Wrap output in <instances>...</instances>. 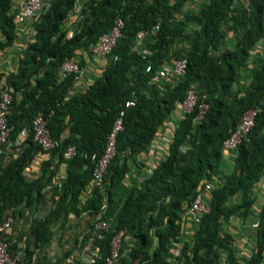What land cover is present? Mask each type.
I'll return each instance as SVG.
<instances>
[{
  "label": "trees",
  "instance_id": "obj_1",
  "mask_svg": "<svg viewBox=\"0 0 264 264\" xmlns=\"http://www.w3.org/2000/svg\"><path fill=\"white\" fill-rule=\"evenodd\" d=\"M13 1L0 0V49L14 44L20 28ZM187 1L86 0L72 35L65 23L77 0H50L32 19L34 39L22 50L16 70L0 73V88L10 89L13 96L7 112L13 128L6 145L13 146L20 133L28 131L9 158H0V222L10 214L35 210L64 163L65 175L53 188L52 206L31 225L37 247L49 243L58 220L87 213L91 222L81 238H75L76 249L83 248L96 219L108 223L95 240L98 256L92 264H222V252L225 264L264 262V203L255 247L243 263L236 253V238L242 236L225 229L230 218L247 219L254 213L253 189L264 177V45L261 52L254 51L264 37V0H200L197 6ZM116 18L123 21L122 34L100 74L86 88L74 90V75L59 76L60 64L76 59L80 49L90 54ZM158 21L159 29L153 30ZM142 29L143 49L149 52L145 58L134 48ZM182 56L187 67L178 81H152L155 68ZM149 62L151 72L146 71ZM188 90L208 104L199 121L194 120L196 106L181 117L176 114ZM128 100L133 105L125 107ZM256 106L260 110L254 126L236 149L225 153L223 142L239 117ZM121 109L125 113L115 155L101 182L81 203L79 196L92 180L91 155L102 152ZM51 110L48 125L56 145L45 151L50 156L41 175L27 180L24 169L37 151H44L33 140L32 120ZM175 116L166 154L145 172L141 155L150 150L164 122ZM69 145L75 152L67 157ZM235 194L241 200L232 203ZM199 198L210 204L209 212L195 226L182 225L184 207ZM120 230V255L107 263L111 239ZM8 249L15 255L14 247L9 244ZM24 264H31L29 256Z\"/></svg>",
  "mask_w": 264,
  "mask_h": 264
},
{
  "label": "built area",
  "instance_id": "obj_2",
  "mask_svg": "<svg viewBox=\"0 0 264 264\" xmlns=\"http://www.w3.org/2000/svg\"><path fill=\"white\" fill-rule=\"evenodd\" d=\"M50 0H19L15 7L14 19L18 26L25 24L27 21L34 19L37 14L48 5ZM245 0H243L244 2ZM188 5H191V1H187ZM246 3V2H245ZM263 25H264V13H263ZM123 21L121 18H116L113 26L108 32L102 34L99 40L93 44L90 48V54L100 60H104L107 54L116 44L118 38L122 34ZM160 27V21L156 22L152 29L158 30ZM146 36V30H139L136 33V40L134 48H139L142 51V57L145 58L149 54L148 50L143 49L144 47V38ZM264 45V37L261 38L257 44V47L254 51H258L260 46ZM187 67V58L182 56L180 58H174L169 62L162 63L153 71L152 81L154 82H176L178 81L185 73ZM153 70L152 64L149 62L146 65V71L151 72ZM58 74L61 77H64L68 74H73L75 82L82 81L87 76V68L78 62L76 59H65L59 66ZM13 102V96L10 89L1 87L0 88V152L8 143V137L13 128L12 125L8 122L7 112L9 107ZM133 105L132 100L125 102V107ZM195 106L197 107V113L195 115V121L202 119L205 114L208 104L204 101H200L199 95L193 90H188L184 100L177 105L176 114L178 117H181L185 113L191 112ZM260 108L250 107L243 112L239 117V120L230 133V135L223 142V150L225 153L236 149L238 144L242 141L244 137L247 136L250 129L254 126V120ZM52 110L48 115H43L41 113L37 114L31 123L32 128V137L33 140L41 147L42 150L48 151L55 147L56 142L51 135L50 128L48 125V118L52 114ZM124 109H121L116 116L110 131L106 136L105 145L103 147L100 155L92 154L91 159L94 161V168L92 171V180L91 184H97L101 182L103 175L105 174L107 167L115 155L117 136L119 131L123 128V117ZM176 116L172 117L170 120H166L161 129L158 130L157 135L153 140V144L150 147V150L147 153H143L145 156H151L153 159V164L159 162L163 156L166 154L168 144L171 140V134L173 128L176 124ZM14 143V142H13ZM75 152V146L69 145L64 154L69 157L72 156ZM142 155V156H143ZM152 164V165H153ZM150 171L149 169L144 170ZM264 180V177L262 178ZM261 179V180H262ZM261 185V183H260ZM206 188L209 189L210 186L206 185ZM257 193L255 198V203L253 204L254 213L249 217V226L251 229H256L259 224L258 213L262 203H264V188L262 186L255 185L254 189ZM106 204H102L101 209H105ZM210 204L203 199H196L190 201L183 209L180 214V223L182 225H197L203 214L209 212ZM14 222V216L12 214L6 216L0 222V264H24V261L16 255H11L9 252V244L4 238V233L10 228ZM108 226L107 221L102 219H96L92 223L90 234L87 237V240L81 249L82 258L80 264H92L95 262L98 256V247L95 244V240L101 238L103 233ZM123 236V230H120L115 236L112 237L110 242V253L106 257L107 263H111L114 259L118 258L120 255L121 248V238ZM237 244H246V236L236 238ZM244 246V245H243ZM237 253V252H236ZM250 253L242 254V252L237 253L239 262L243 263ZM224 259H221L222 264H225L226 252H222ZM132 264H138L137 261H134ZM260 264H264L261 262Z\"/></svg>",
  "mask_w": 264,
  "mask_h": 264
},
{
  "label": "crops",
  "instance_id": "obj_3",
  "mask_svg": "<svg viewBox=\"0 0 264 264\" xmlns=\"http://www.w3.org/2000/svg\"><path fill=\"white\" fill-rule=\"evenodd\" d=\"M19 0H14L13 7L15 8ZM86 0H77L75 9L69 14L68 20L65 23L68 27V32L70 35L73 34L74 30L79 26V12L81 10L83 2ZM32 20L27 21L22 24L18 29L17 39L14 44L0 49V73L8 74L16 70L19 64V57L22 50L25 48L29 41L34 39V30L32 26ZM261 52V49L258 48ZM74 58H80L84 61V66L87 68V76L79 82H75L73 89L76 91L86 88L92 83L93 78L97 77L102 67L104 66V60L93 57L88 54L87 51L78 50ZM28 131L23 130L18 138L14 141L13 146L6 145L0 152V158L5 160L10 157V153L14 151V148L21 145L25 139ZM49 153L45 151H37L34 159L30 164L24 169V176L27 180H33L37 178L42 173V166L48 160ZM142 162L144 163L143 169L151 168L153 164V159L151 156L141 155ZM65 175V164L61 163L56 169L42 203H40L37 208L33 211L30 209L25 210L22 214H15L14 222L10 228L4 233V238L14 247V252L16 256H19L23 261L25 257H30L31 264H80L82 253L80 249L74 248L75 238H81L83 233L88 229L91 219L84 213L82 215L70 214L66 220L57 221L52 228V236L47 245L37 247L34 244L35 236L31 232L32 222L38 216L41 217L53 204V188L60 185L63 177ZM261 183V185H260ZM94 184H88L85 191L79 196L80 202H84L86 197L90 195L91 188ZM259 186L264 188V180L259 182ZM241 197L239 194H235L230 201L232 203L239 202ZM250 217V216H249ZM249 217L247 219L241 216H234L230 218L225 224V229L233 234H238L240 236L246 237L249 240V244H237L236 252H242V254L250 253L251 255L253 248L255 247V229H251L249 226ZM190 225H188L189 227ZM186 226L185 231L189 230ZM249 233V234H248ZM245 234V235H244ZM78 239V240H79ZM244 245V246H243ZM28 249V250H27ZM27 252V253H26Z\"/></svg>",
  "mask_w": 264,
  "mask_h": 264
},
{
  "label": "rangeland",
  "instance_id": "obj_4",
  "mask_svg": "<svg viewBox=\"0 0 264 264\" xmlns=\"http://www.w3.org/2000/svg\"><path fill=\"white\" fill-rule=\"evenodd\" d=\"M189 2H190V1H189ZM191 3H193L195 6H197L198 4L201 3V1H200V0H196V1L192 0ZM231 37H232V36H229L228 39H227V40H228V44H229V43L231 44L232 41H233V40H231ZM248 244H249V241H247V246H248Z\"/></svg>",
  "mask_w": 264,
  "mask_h": 264
},
{
  "label": "bare ground",
  "instance_id": "obj_5",
  "mask_svg": "<svg viewBox=\"0 0 264 264\" xmlns=\"http://www.w3.org/2000/svg\"><path fill=\"white\" fill-rule=\"evenodd\" d=\"M175 58V57H174Z\"/></svg>",
  "mask_w": 264,
  "mask_h": 264
}]
</instances>
